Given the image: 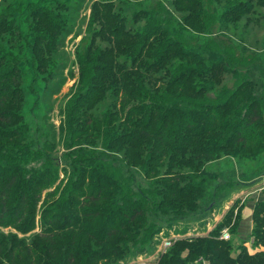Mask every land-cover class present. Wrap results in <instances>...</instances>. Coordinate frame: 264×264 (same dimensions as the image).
Instances as JSON below:
<instances>
[{"label": "trees", "instance_id": "1", "mask_svg": "<svg viewBox=\"0 0 264 264\" xmlns=\"http://www.w3.org/2000/svg\"><path fill=\"white\" fill-rule=\"evenodd\" d=\"M14 2L0 10V165H5L0 166V260L4 264H125L135 252L147 254L145 246L157 243L153 236L161 226L157 220L148 222L149 209L171 215L168 224L197 214L209 183L206 168L198 161L192 167L185 164L193 155L210 159L226 151L242 161H254L264 151V111L247 93L252 82L241 81L233 91L223 87L217 99L209 94L226 73L236 72L232 65L243 60L238 54L243 47L211 38L215 27L222 23L229 30L239 27L245 17L250 21L251 8L255 3L264 6V0H94L85 35L75 50L77 73L71 75L76 78L75 89L61 110L58 137L70 149L64 154L70 157L69 165L53 154L59 148L55 141L32 150L38 142L25 119L22 71L30 63L36 76L46 83L53 80V87L66 82V77L57 79L64 76L58 59L72 29L71 5L31 1L24 18L23 2ZM202 37L211 39L198 45ZM24 47L29 50L22 52ZM56 136L54 132L53 139ZM199 140L202 148L193 150ZM256 140L255 147L248 146ZM187 152L191 155L185 158ZM32 158L43 163L29 171L26 163ZM164 163L173 171L175 165L185 166L177 168L173 182L170 176L163 178L175 190L151 194L134 190L135 170L150 175ZM185 173L189 180L180 187ZM198 174L205 178L197 180ZM50 187L54 189L49 191ZM46 189L38 213L36 206ZM233 214L231 210L206 236L174 241L144 264L263 260L264 252L250 253L244 241L236 245L237 221L229 229L232 240L219 238L229 226L227 219L240 217ZM38 216L45 217L46 225L40 235L30 237V244L17 234L4 233L14 227L27 234ZM253 217L251 237L255 245L264 244V198L256 203Z\"/></svg>", "mask_w": 264, "mask_h": 264}, {"label": "rangeland", "instance_id": "2", "mask_svg": "<svg viewBox=\"0 0 264 264\" xmlns=\"http://www.w3.org/2000/svg\"><path fill=\"white\" fill-rule=\"evenodd\" d=\"M31 1L36 2V0H21L23 2V9L20 12L22 17L27 16V11L25 10ZM94 0H46L48 4H55L57 2L71 5L72 23L70 25L71 32L69 36L65 39L64 49L60 53L58 62L63 67L64 76L57 79L66 77V82L62 84L59 88L53 87V80L46 83L44 79H41L39 76H36L35 71H33V66L29 64L25 65L22 74H23V90L25 92V101L24 108L26 112L25 119H27L32 130V139L38 142V145H31L32 150L34 147L35 152L40 149V146H44L48 141H55L58 144V151L54 152L55 156H60L64 164H70V157L64 156L65 153H69L70 149L67 146H63L62 142L60 143L58 137V130L63 119V114L61 110L64 108L66 103L69 101L71 95L73 94V88L76 78H73L71 75L77 73V66L74 59L75 50L78 47V43L82 40L85 35V28L87 24L89 9ZM122 1V0H117ZM8 4H15L14 0H0V10ZM255 6L251 8L252 12L248 16V20L245 17L242 19L239 27L230 28L229 30L224 27V24L218 23L213 31V39H216L219 43L228 44V46H237L240 45L243 47V51L239 50L240 59L235 64L232 65V69L236 70L235 73L228 72L223 77L222 81L219 83V86L213 91H210V96L212 99H217V96L220 94L223 87L229 88L230 91H233L237 85L244 80L252 82V87H247V93L251 94L252 97L258 99V104L260 109L264 111V6ZM130 18V17H129ZM133 21L130 19L129 24H132ZM211 38H200L198 45L204 44V41ZM206 39V40H205ZM29 50L27 47H24L22 52H27ZM39 77V78H38ZM73 89V90H72ZM110 104V99L106 100L102 105V108H106ZM264 115V112H263ZM264 123V117L262 118ZM49 130V134L46 131ZM261 131L263 129H260ZM57 134L55 139H53L54 132ZM47 134V135H46ZM65 135L61 136V138ZM203 137V139L207 138ZM57 138V139H56ZM258 142L248 143V146L255 147ZM203 141L195 143V148L193 150H198L202 148ZM237 148V145L232 146ZM44 148V147H43ZM33 150V151H34ZM191 150V149H189ZM235 151V150H234ZM121 154V153H118ZM183 154L179 153L178 156ZM191 155V152L185 153L184 157L188 158ZM195 161H198L201 165V168L205 167L207 175L205 178L209 185L205 189V194L201 198H205L200 202V209L197 211V214L186 217L185 219L179 220L178 222H172L168 224L169 217L171 215H164L162 212H159L158 208L149 209L148 211V222L157 220V225L160 227V232L157 236H153L156 239V245L145 246L147 254L139 255L135 252V255L130 256L125 264L132 263L133 260H137L138 257L154 258L157 255V250L160 251L164 245V241L168 238H185V237H196V236H206L211 230L220 224L227 216L231 210L234 211L233 218L238 213L240 217L238 219H227L228 228L231 230V227L234 226L235 221L238 222L237 232L238 234L234 236V241L236 243H242L247 250L251 252L262 251L264 252V244L255 245L254 239L251 237L252 232L254 231V217L253 212L249 214L245 208L242 207V200L247 202L246 197L236 196L238 192H244L248 188H251L253 185L252 181H256L257 186L264 184V151L259 154V157L254 161H242L239 158V155L236 153L223 151L216 155V157H208L193 155V159L185 164L188 167L195 165ZM43 163V160H38L32 158L28 163H26V168L31 171ZM4 168V163L0 165ZM178 167H185L182 163L180 166L175 165L174 171L168 170L167 164H158L155 166V173L150 175L145 173H140L136 171V181L134 184L135 191H144L151 194L156 192V190L161 191L163 189L175 190L174 187L168 186V176L170 181L173 182V177L175 172L178 170ZM183 169V168H182ZM190 170V169H189ZM201 171V170H200ZM199 171V173H200ZM167 172H169L167 174ZM181 172V171H180ZM33 174V173H31ZM157 174V175H156ZM182 174V173H180ZM187 173L179 179L178 184L180 187L183 184L188 182ZM63 177V174L60 173V178ZM167 178V179H163ZM204 179L201 175L198 174L197 180ZM163 179V180H161ZM203 181V180H202ZM59 182V181H58ZM55 184V186L58 184ZM204 183V181H203ZM51 188V187H50ZM54 189L51 188L44 190L43 198L38 202L36 208L38 213L41 212L43 207L42 203L45 201V194ZM196 192V191H194ZM216 193V194H214ZM234 196L232 197V195ZM212 195H217L213 196ZM158 197L165 198L167 201H172L173 197L170 195H161L158 194ZM232 197V198H231ZM162 199V198H161ZM149 208V206H148ZM157 211V212H156ZM246 215L251 216V228L249 231L244 232V217ZM161 217H163L161 219ZM45 217L42 219L39 216L36 218V222L33 225V228L28 231L27 234H22L15 230L14 227L4 229V233H13L17 234L19 238L26 240L27 244L31 243L30 237L34 235H40L42 233L43 227L46 225L44 223ZM156 225V226H157ZM241 226V228H239ZM226 227V226H225ZM224 227V228H225ZM240 229V231H238ZM243 233V234H242ZM144 233L141 238L146 236ZM152 237V238H153ZM44 244V241H40ZM48 246V244H46ZM157 246V247H156ZM160 247V250L159 248ZM172 247V246H171ZM170 247V248H171ZM137 248H141L140 245ZM143 248V247H142ZM235 248H237L235 246ZM169 248L163 249L162 253L166 252ZM233 255V254H232ZM234 256V255H233ZM264 260V256L262 258ZM263 260L257 261L255 264H263ZM4 264V260H0ZM30 261L27 263L29 264Z\"/></svg>", "mask_w": 264, "mask_h": 264}, {"label": "crops", "instance_id": "3", "mask_svg": "<svg viewBox=\"0 0 264 264\" xmlns=\"http://www.w3.org/2000/svg\"><path fill=\"white\" fill-rule=\"evenodd\" d=\"M251 184L253 185L251 188H248L244 192H238V193L235 194L238 197L241 196V198L242 197H246L247 202H244L242 200V207L243 208L246 207L245 209L247 210V212L249 214H252V212H253V210L255 208L256 203L259 200H262L264 198V195L262 193L264 191V184L263 185L260 184V185L257 186L256 181H252ZM233 196H234V194L232 195V197ZM250 224H251V216L250 215L249 216L246 215L244 217V232H247V231L250 230V228H251ZM239 228H241V226ZM238 231H240V229H238ZM233 240H234V237H233ZM237 244L238 243H236V245ZM158 248L160 250V247H158ZM161 253H162V248H161L160 251L157 250V255H155L154 258H146V257L141 256V257H138L137 260H133L132 263H129V264H144L147 261H151V260L153 261ZM190 264H207V262H205V261L204 262L203 261L202 262L194 261V262H192Z\"/></svg>", "mask_w": 264, "mask_h": 264}, {"label": "built area", "instance_id": "4", "mask_svg": "<svg viewBox=\"0 0 264 264\" xmlns=\"http://www.w3.org/2000/svg\"><path fill=\"white\" fill-rule=\"evenodd\" d=\"M219 238L221 240H225V241L232 240V234L230 233V230L228 227H225L222 229ZM179 239H182V238H175L174 237V238H170L168 240H165L164 245L162 246V251H163V249L170 248L173 245L174 241H177Z\"/></svg>", "mask_w": 264, "mask_h": 264}]
</instances>
